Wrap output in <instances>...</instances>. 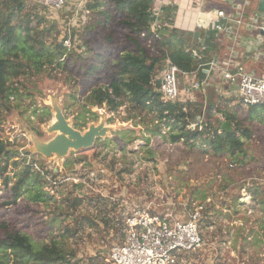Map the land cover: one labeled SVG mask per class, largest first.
<instances>
[{
    "label": "rangeland",
    "instance_id": "rangeland-1",
    "mask_svg": "<svg viewBox=\"0 0 264 264\" xmlns=\"http://www.w3.org/2000/svg\"><path fill=\"white\" fill-rule=\"evenodd\" d=\"M88 1L67 0L61 10L55 11L36 0H25L47 19L40 26L49 30L45 46L37 48L18 30L12 48L0 47V57L8 66L7 95L13 106L2 115L0 140L13 146L19 157L34 163L35 173L44 174L39 185L48 195L44 203L32 202L27 194L13 201L11 186L15 180L8 186L0 181V240L18 232L37 244L56 242L66 258L57 264H107L110 249L125 239V221L135 207L147 206L155 214L168 210L187 217L201 205L197 220L201 246L182 256L180 264H264V234L259 245L257 237L244 240L241 235L251 231L256 234L264 228L262 222L256 225L257 204L253 199L245 205L240 203V189L246 182L252 184L259 177L264 181V125L249 122L247 114H237L256 138L244 140L246 162L242 164L230 155H205L182 142H173L172 133H163L157 118L135 111L127 102L116 112L93 106L87 100V91L93 84L98 85L97 81H106L118 55L135 51L127 38L136 40L148 56L153 55L145 38L131 34L122 24L128 20L127 15L118 14L109 5L112 22L100 27L99 37L96 34L93 38L104 61L88 55L86 60L76 62L75 56L84 52L82 33ZM110 32L114 44L107 47L101 44L102 36ZM68 38L71 46L67 51L71 50L73 56L57 61L53 47L59 42L63 45ZM93 63L99 69L92 79L85 76L84 69ZM159 72L154 84L159 82ZM177 78L181 85L183 77L179 74ZM205 90L209 91L208 87ZM210 98L216 104L214 93L208 92L207 100ZM45 108L49 117L44 114ZM58 117L81 134L91 128L105 133L97 136L89 148L67 149L59 157L46 155V147L62 135L54 129ZM13 161L8 168L12 178L23 168L22 164L14 168ZM250 215L252 218L246 222ZM233 231L236 239L227 236ZM227 241L229 247L233 243H244L246 247H239L240 252L236 250L234 255L231 248L226 250ZM202 247L207 252H199ZM5 261L14 264L11 255Z\"/></svg>",
    "mask_w": 264,
    "mask_h": 264
},
{
    "label": "trees",
    "instance_id": "trees-1",
    "mask_svg": "<svg viewBox=\"0 0 264 264\" xmlns=\"http://www.w3.org/2000/svg\"><path fill=\"white\" fill-rule=\"evenodd\" d=\"M109 5L113 6L118 14L127 15L128 20L122 24L131 34L140 35L143 32L150 34L153 0H89L86 4L87 20L82 33L84 52L75 56L76 62L86 60L88 55L96 61H104L105 57L94 45L93 38L96 34L99 37L100 27H108L107 25L112 22L113 18L108 11ZM171 10L167 7L161 8L162 21L168 22L169 19H173ZM46 22V17L38 15L37 8L27 5L25 0H0V47L4 50L12 48L17 40V31L20 30L34 46L43 48L49 34L45 33L49 30L40 26ZM127 40L134 46L135 51H126L116 57L106 81L99 80L96 82L98 85L93 84L87 91L89 92L87 100L98 108L106 107L109 112H116L127 102L135 111H144L157 118L159 122L170 125L173 130L171 137L173 142H182L188 148L205 155H230L245 164L244 140L250 138L251 133L243 126V121L239 117L221 107L216 108L217 113L231 125V131L226 132L221 129L223 122L217 116H204L205 110L200 94L192 103L186 101L165 104L160 100L158 83H153L166 59L182 72L191 73L196 70L198 63L185 52L186 48L198 49L199 45L192 34L169 28L168 34H162L160 41L153 45L157 54L152 57L147 55L136 40L132 38ZM101 44L107 47L113 45V32L103 35ZM53 51L57 61L73 56L71 50L67 51L60 42L55 44ZM214 55L213 51L205 48L202 52V62H209ZM98 69L99 65L91 64L84 69L85 76L93 79ZM7 75V62L0 57V121L2 115L13 108L7 95ZM44 114L50 116L47 108L44 109ZM203 116L206 122L202 126V131L192 129L191 125L203 119ZM217 130L221 132L217 134ZM15 159L17 161H13ZM11 160L14 168H18L19 164L23 166L20 174L15 173L13 178L8 172ZM35 167L34 163H28L26 157H19L13 146L6 145L0 140V181L8 186L11 180H15L16 183L11 186L13 201L23 194H27L32 202L44 203L48 200V195L43 193L42 185H39V181L45 176L43 173H35ZM252 184L249 190L260 198L264 208V202L262 203L264 187L258 185L256 181ZM35 186L37 189L33 192ZM205 197L203 194L202 199ZM1 253L3 255H0V264H8L5 261L7 255L12 256L14 264H57L66 259L65 252L56 242L37 244L27 235L18 232L8 233L4 240H0Z\"/></svg>",
    "mask_w": 264,
    "mask_h": 264
},
{
    "label": "built area",
    "instance_id": "built-area-1",
    "mask_svg": "<svg viewBox=\"0 0 264 264\" xmlns=\"http://www.w3.org/2000/svg\"><path fill=\"white\" fill-rule=\"evenodd\" d=\"M66 1L36 0L39 5L55 11L61 10ZM225 18V13L218 11L215 19L208 25V29L214 26L215 40H220L221 34L225 31L221 25L222 20ZM151 19L150 34L143 32L140 36L145 38L144 42L148 44L149 52L152 55H156L153 45L160 41L163 31H168L173 26L171 23L172 19H169L168 22L162 21L159 11L153 10ZM261 25L260 35L254 51L259 50L260 47L264 50V18H262ZM197 40L200 42L198 49H185V52L189 53L191 58L198 63L194 72L186 73L180 71L169 59L162 63L158 74V92L163 103L175 104L186 101L192 103L194 99L186 98V94L188 95L192 90L202 89L204 85V82L197 81L195 75L205 67L213 70L216 66V63L212 60L207 63L202 62V52L206 47L203 44V39L199 37ZM63 46L70 48L71 39H66ZM218 71L222 83L230 86V91L235 99L234 113L241 116L247 114L253 107H264V72H255L247 69L245 63L237 61V53L233 50L230 51L227 59L222 62ZM179 74L189 81V83L188 81L186 82L188 89L184 92L185 96L180 90L177 78ZM219 89H221L219 90V99L221 102L225 101L226 92L222 88ZM220 105L224 106V104ZM206 113L208 114L205 110V115ZM211 113L212 115L215 114L213 111ZM217 117L221 122H226L220 114ZM205 122L206 120L203 116V119L194 122L191 128H195L196 131H202V126ZM160 123L163 133L166 131L173 133L170 125ZM216 132L219 134L221 130ZM229 167L233 168V165H229ZM240 196L241 205L248 204L250 200L252 201L253 198L249 192L248 182L241 187ZM145 207L141 209L135 207L132 210V214L125 221V239L122 243L116 244L110 249L107 264H180L179 260L182 256L195 251L201 246V237L197 227L199 211L203 209L201 205L192 215L187 217L176 216L168 210L162 214L150 213L149 208Z\"/></svg>",
    "mask_w": 264,
    "mask_h": 264
},
{
    "label": "crops",
    "instance_id": "crops-1",
    "mask_svg": "<svg viewBox=\"0 0 264 264\" xmlns=\"http://www.w3.org/2000/svg\"><path fill=\"white\" fill-rule=\"evenodd\" d=\"M153 7L155 11H159L161 16H163L161 13L162 7L170 8V10L172 9V28L192 34L193 39L198 43V45L200 42L197 40L198 38H194V34L199 32L200 38L204 40L208 30V25L215 19L216 13L218 11H223L225 13L226 18L221 22L225 31L221 34V39L211 40L214 43L212 49H208L206 47L208 50L213 51V54H215L211 57V60L216 63V66L213 70H209V67H205L202 71L195 75L197 81L204 82V85L202 86V89L196 91L192 90L188 93V95L186 94V98L194 99L197 97V94H200L204 110L208 112V114L206 113L204 116H217L218 113L216 108L221 107L223 110L231 114H235L238 117V115L233 111L235 99L230 91V86L222 83L218 69L221 67L222 62L227 59L230 51L233 50L237 53V61L245 63L247 69L255 72H264V50L260 47L259 50L257 49V51H254L260 35L259 31L262 26V18H264V0H153ZM70 14H74V12L71 11ZM72 18H74V16ZM72 27L74 28V21H72ZM215 36L216 35L213 33L212 37L215 38ZM187 81L188 80L183 77L180 82V90L183 93V96H185L184 92L188 89V87H186ZM206 87H208L209 91L205 90ZM219 88H222V90L226 92L225 101L221 102L219 99V90H221ZM208 92H210L211 95L214 93V97L216 96V104H213L212 98L207 100ZM219 103L224 104V106H221ZM212 111L215 112V114L212 115ZM247 120H249V122L258 123L259 125H264V107L258 106L251 108L247 113ZM251 139H253V141L256 139L252 132L248 140L252 141ZM257 141L258 140H256V143ZM251 177L258 176L252 175ZM253 181H256L258 185L264 187V181L260 177L255 178ZM248 183L249 186L253 185H251L250 182ZM249 192L252 195L253 204L256 203L258 208L259 216L256 219V225L262 222L264 226L263 204H261L260 198H257L250 190ZM233 202L235 203V200ZM263 202L264 199H262V203ZM237 203H239L238 199L236 200V205ZM231 204L233 203L230 201V206ZM254 207L255 206L252 205V211H254ZM226 209L228 210L229 207H226ZM253 213L254 212H252V214ZM251 216L252 215H250V217L247 216L245 221L247 222L249 218H252ZM235 221L233 223L236 224L237 222ZM252 222H254V220H251V223ZM239 223L242 224L241 221H239ZM259 232H256L255 234L254 231H251V234L246 233L241 235L242 237L245 236L244 240L249 237H257V245H259L260 238L261 242L263 241L261 233L264 234V228L260 233ZM234 233V231L230 232L227 236L232 239H236L237 234ZM230 244L231 243L227 241L228 246L226 247V250H230L231 248V252L234 255H236V250L239 251V247L240 249H244L246 247L244 243L237 246L233 243V245L229 247ZM247 247L249 246L247 245ZM210 249L216 252V249L213 246H210ZM248 249L249 248L245 250ZM205 251L207 252V250L205 248L203 249V247L199 250V252Z\"/></svg>",
    "mask_w": 264,
    "mask_h": 264
},
{
    "label": "water",
    "instance_id": "water-1",
    "mask_svg": "<svg viewBox=\"0 0 264 264\" xmlns=\"http://www.w3.org/2000/svg\"><path fill=\"white\" fill-rule=\"evenodd\" d=\"M213 27L209 28L206 32V37L204 38L203 44L208 49H212L214 43L211 41L215 38L212 37ZM162 34H168V31H163ZM200 37V33L196 32L194 38L197 39ZM54 129L60 131L62 135L56 137V140L50 143L46 149V155L56 154L57 157L64 155L67 149L79 150L81 148H89L93 145L97 136H101L105 131L99 129L91 128L88 132L81 134L79 131L69 127L64 119L58 117V123L54 125ZM221 129L230 132L231 125L229 122H224L221 126Z\"/></svg>",
    "mask_w": 264,
    "mask_h": 264
}]
</instances>
